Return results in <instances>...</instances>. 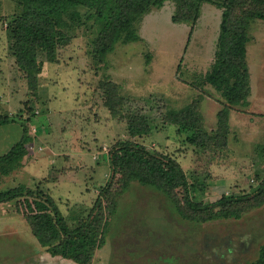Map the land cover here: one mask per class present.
I'll use <instances>...</instances> for the list:
<instances>
[{
	"label": "rangeland",
	"instance_id": "rangeland-1",
	"mask_svg": "<svg viewBox=\"0 0 264 264\" xmlns=\"http://www.w3.org/2000/svg\"><path fill=\"white\" fill-rule=\"evenodd\" d=\"M174 7L173 0L152 7L138 21L140 38L117 41L100 63L92 55L89 23L74 28L68 43L58 47V59L43 61L33 92L15 63L5 29L17 5L0 0V115L14 117L0 124V155L21 136L18 112L26 102L33 111H25L30 156L9 172L0 170V191L22 184L49 194L71 226L87 214L109 179L110 144L130 137L125 121L105 103V81L116 83L131 107L144 105L139 98L154 94L159 101L151 103L153 111L186 109L212 134L217 114L227 104L224 147L190 145L169 124L134 139L172 154L190 180L203 184L197 192L205 202L257 184L255 173L264 174V160L256 152V145L264 144V19H252L248 27V103L231 104L205 81L216 60L222 10L203 2L195 23L174 22ZM73 9L66 19L71 20ZM76 10L80 19L91 11L84 6ZM100 199L106 216L104 243L89 264H251L264 242V203L240 217L195 222L182 218L163 192L136 180L113 195L112 205L103 195ZM43 248L14 201L0 202V264H39L37 251Z\"/></svg>",
	"mask_w": 264,
	"mask_h": 264
},
{
	"label": "trees",
	"instance_id": "trees-1",
	"mask_svg": "<svg viewBox=\"0 0 264 264\" xmlns=\"http://www.w3.org/2000/svg\"><path fill=\"white\" fill-rule=\"evenodd\" d=\"M17 10L6 19V32L10 38V50L19 71L35 92L44 60H57L58 47L73 37V29L89 23L93 29L92 52L96 62H103L105 55L117 41L140 38L137 24L142 15L152 7H160L166 0H13ZM174 22L197 20L201 4L211 3L219 7L221 21L217 40L216 60L205 74V81L221 90L228 103L247 102L250 93L249 70L246 64L248 27L252 19H264V0H173ZM91 9L86 18L80 19L76 7ZM71 20L66 13L73 8ZM75 22V23H74ZM104 100L113 114L125 121L130 137L118 138L108 150L110 175L101 188V196L113 204V195L125 189L131 180L149 185L163 192L176 212L185 219L204 222L217 217H240L247 209L264 203V174L255 173L257 184L248 191L222 194L218 199L205 202L198 192L203 184L189 179L180 163L170 153L150 148L134 138L149 134L153 128L166 124L176 125L185 134L184 141L204 148L211 143L224 147L229 132V106L218 112L217 132H207L201 127L198 116L186 109L153 111L159 96L148 94L139 98L144 105L131 107L129 98L119 94L116 83L102 84ZM138 99V98H137ZM161 101V100H160ZM149 103L150 106L146 107ZM18 117L23 121L20 138L0 155V170L9 172L19 167L24 156H30L25 143L32 138L28 134L26 112L31 103ZM155 107V106H154ZM33 112V111H32ZM31 112V113H32ZM35 113V112H34ZM11 115H0V124L13 121ZM160 124H158V122ZM259 158L264 160V144L256 145ZM263 168V165H262ZM264 170L262 169L261 172ZM101 196L71 226L57 203L49 194L34 191L19 184L0 191V202L14 201L16 212L28 222L33 235L51 255H59L78 264H89L97 247L104 243L106 216ZM251 264H264V242Z\"/></svg>",
	"mask_w": 264,
	"mask_h": 264
},
{
	"label": "crops",
	"instance_id": "crops-1",
	"mask_svg": "<svg viewBox=\"0 0 264 264\" xmlns=\"http://www.w3.org/2000/svg\"><path fill=\"white\" fill-rule=\"evenodd\" d=\"M37 259L39 261V264H73L72 260L63 258L59 255H51L44 248L37 251ZM69 260L72 261V263H70ZM74 264L78 263L75 262Z\"/></svg>",
	"mask_w": 264,
	"mask_h": 264
}]
</instances>
